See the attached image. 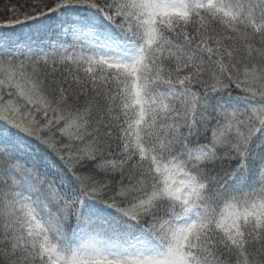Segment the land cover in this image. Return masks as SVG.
<instances>
[{"label":"snow or ice","instance_id":"obj_1","mask_svg":"<svg viewBox=\"0 0 264 264\" xmlns=\"http://www.w3.org/2000/svg\"><path fill=\"white\" fill-rule=\"evenodd\" d=\"M0 264H264V0H0Z\"/></svg>","mask_w":264,"mask_h":264}]
</instances>
